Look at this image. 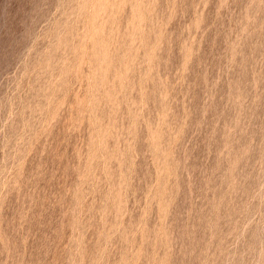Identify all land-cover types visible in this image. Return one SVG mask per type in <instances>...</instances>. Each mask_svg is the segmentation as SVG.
Wrapping results in <instances>:
<instances>
[{
    "label": "rangeland",
    "instance_id": "374dc122",
    "mask_svg": "<svg viewBox=\"0 0 264 264\" xmlns=\"http://www.w3.org/2000/svg\"><path fill=\"white\" fill-rule=\"evenodd\" d=\"M77 2L0 0V125L5 128L14 116L5 99L9 77L53 5ZM143 2L154 10L145 20L133 14L129 21L135 26L139 20L144 31L122 62L125 69L117 65L124 73L115 79L116 72L109 71L108 80L115 81L114 90L109 87L112 99L102 98L96 109L93 149L80 182L69 162L76 163L78 142L88 141L87 118L71 137L63 122L58 124L42 156L44 142L37 146L25 179L40 166L43 175L21 192L11 191L0 205V236L23 253V264H64L66 245L70 250L75 245L81 257L86 251L82 264H264V0ZM83 11L75 5L67 15ZM130 17L125 9L122 34ZM110 28L101 22L99 31ZM96 31L82 35L73 48L81 79L89 72L86 60ZM160 31L159 74L150 77L145 55ZM124 43L131 44V38ZM108 55L109 46L101 45L98 61ZM152 59L150 53L149 66ZM68 103H75L74 96ZM130 126L127 151L134 156L125 153L123 160L120 150L126 145L117 143L113 129ZM117 160L125 174L131 166L127 199L123 173L115 185ZM174 174L163 186L162 178ZM76 183L73 196L66 195ZM257 208L262 215L256 216ZM8 255L0 244V264H10Z\"/></svg>",
    "mask_w": 264,
    "mask_h": 264
},
{
    "label": "clouds",
    "instance_id": "9594fccd",
    "mask_svg": "<svg viewBox=\"0 0 264 264\" xmlns=\"http://www.w3.org/2000/svg\"><path fill=\"white\" fill-rule=\"evenodd\" d=\"M75 5H82L84 11L78 17L69 18L67 13L69 8ZM73 4L60 3L54 4L50 10V16L41 23L36 38L33 40L28 55L21 62L9 77L11 83L6 94V103L8 113L14 114L13 119L8 122L7 128L0 125V134L3 135V147L0 148V205H2L11 191L21 192L23 187L31 183V179H38L43 175L40 168L33 174L31 179H25V168L29 158L34 154L38 145L43 141L41 156L44 154L43 149L49 146V139L57 128V125L63 122L64 130L68 137L78 134L87 118L89 123L88 141L85 143L80 140L75 149L76 163L69 162V166L77 173L78 183L80 182V174L87 167L89 153L93 149V141L96 135L94 122L96 118V109L102 98L112 99L109 87H113L115 81L108 80L110 70H114L117 74L124 73L120 71L121 65L124 69L126 63H122L133 52V45L137 42V33H143V24L137 20L135 26H129L132 15L137 16L151 15L154 10L151 4L144 3L143 0H78ZM251 7V6H250ZM125 9L131 10V17L127 22L124 33L120 32L119 20L124 14ZM102 13V15H101ZM103 22L106 26L111 24V28L105 32L99 31L100 24ZM144 23V22H143ZM93 29L96 31V41L89 49L86 65L89 72L81 79L77 68L79 66V56L74 55L73 48L77 45V41L84 34H91ZM126 37L131 38V44H125ZM133 37L135 43H133ZM164 35L161 31L156 35V41L145 55V63L147 64V72L149 67L151 75L155 72L158 76L159 65L157 62V53L163 46ZM41 42H45L41 48ZM109 46V55L104 63H100L97 59V53L101 49V45ZM141 47L145 46L143 39L140 40ZM156 51L153 53V47ZM121 49H126L123 55H118ZM138 52L139 49L137 48ZM152 54L153 59L149 66L147 56ZM135 58V56H133ZM94 73V76L92 75ZM83 93V95H81ZM69 96H74L75 103L69 104ZM63 101V106L55 120H50L51 114L56 110L59 102ZM65 112L67 116L65 118ZM7 113V115H8ZM7 118V117H6ZM130 128H115L117 143L123 140L126 145L125 153L131 154V160L134 154L127 151L128 145L132 142L133 137L129 134ZM23 132L21 136L20 133ZM125 133L127 135H125ZM163 133L161 132V137ZM175 141L169 144V151L174 146ZM161 153L162 149L160 150ZM23 162V169L20 165ZM119 175L115 177L117 186L120 185L121 173L124 174L127 183L124 185L126 193L131 188V175L129 169L127 174L124 171V164L121 166L117 160ZM114 179L112 175L111 181ZM165 181L175 179L172 176H164ZM23 182V183H22ZM76 183L72 188L66 191V195L73 196ZM264 185V184H262ZM35 191V189H33ZM134 195V193H133ZM256 195L251 197L252 200L257 199ZM251 200L249 201V203ZM262 205L264 203L261 202ZM74 207V206H73ZM67 214H72V208ZM262 215L260 209H256V216ZM7 236H0V244H3L6 252L9 253L8 260L10 264H23L24 255L19 252L15 245H11ZM67 250L64 264H82L85 262V255L81 257L75 251V245ZM86 249V244H85ZM15 253V259L13 254Z\"/></svg>",
    "mask_w": 264,
    "mask_h": 264
}]
</instances>
